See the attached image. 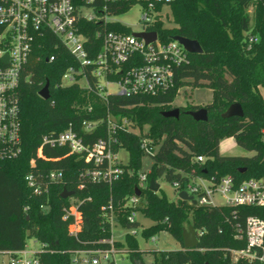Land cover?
<instances>
[{
	"label": "trees",
	"instance_id": "trees-1",
	"mask_svg": "<svg viewBox=\"0 0 264 264\" xmlns=\"http://www.w3.org/2000/svg\"><path fill=\"white\" fill-rule=\"evenodd\" d=\"M132 3L108 5L113 15L125 13ZM252 8V12H249ZM173 27L157 21L152 30L162 40L180 35L196 40L200 53H188L189 61L176 67L175 84L157 96L111 95L107 102L77 84L61 85L64 70L73 64L72 57L56 38L46 34L38 39L28 56L17 87L21 125L22 151L12 159L0 160V251L20 250L27 238L40 243L36 253L41 264H71V253L81 248H107L99 240L110 235V224L102 216L112 205L118 221L127 228H137V220L126 217L131 210H139L153 223L142 229L144 237L168 231L181 247L173 250L153 251L154 264H228L230 255L226 248H240L245 241L234 239L237 225L244 227L249 215L264 219V207L257 206H197L179 197L168 200L165 195L149 190L151 179L164 177L166 181L185 184L195 175L219 177L231 175L236 182L246 178L264 176V98L259 87H264V0H174L170 4ZM97 23L83 30L88 41H100L94 36ZM108 30L129 33L128 26L113 21ZM252 38V39H251ZM53 59L50 60V57ZM49 82V98L38 93ZM184 85L208 86L212 89V102L204 105L208 118L196 121L186 113L201 105L178 107V117H164L162 111L174 108L172 102L178 89ZM234 102L240 103L243 116L221 117V113ZM89 107L91 109L89 110ZM126 116L140 131L147 127L157 150L144 154L140 148L141 134L127 129L117 132V148L129 152V160L121 164L123 172L111 183L92 182L80 172L91 163L78 155H65L64 148L44 147L47 158L37 156L41 137L66 129L69 124L86 142L106 135L105 123L90 133L82 127L83 121H93L106 116ZM231 135L236 143L251 156H221L219 139ZM153 158L147 185L140 188L141 204L124 207L125 199L138 186L141 157ZM205 160L199 162L196 156ZM55 158V159H53ZM41 171L62 170L64 183L53 185L48 195H34L24 176L35 168ZM245 168L244 172L239 169ZM82 183L83 187L78 188ZM63 189L75 192L91 202L81 208V223L77 238L68 233L69 221L62 219ZM46 204V208L41 205ZM192 225L198 244L194 248L182 245L183 228ZM124 247L129 264H142V251L128 237ZM264 252V251H263ZM109 264H113L112 262Z\"/></svg>",
	"mask_w": 264,
	"mask_h": 264
},
{
	"label": "built area",
	"instance_id": "built-area-1",
	"mask_svg": "<svg viewBox=\"0 0 264 264\" xmlns=\"http://www.w3.org/2000/svg\"><path fill=\"white\" fill-rule=\"evenodd\" d=\"M174 0H0V160L12 159L22 151L21 125L17 87L24 64L38 39L46 34L56 38L58 45L70 54L73 64L67 66L60 78L61 85L77 84L93 93L101 101L107 102L111 95L118 96H157L166 93L176 80V67L189 61L188 51L175 39L164 41L151 27L157 21L168 18L166 8ZM136 4L141 9L142 29L136 32H156L154 41L107 29L112 11L108 5L117 7L122 3ZM88 8L92 13L85 14ZM171 11V10H170ZM119 22V21H117ZM97 23L94 36L100 41H88L83 30ZM122 24V23H121ZM164 25V24H163ZM252 39V38H251ZM7 57V61L3 57ZM53 56L50 57V60ZM83 81V84L80 83ZM116 90H110V86ZM91 107H89V110ZM100 123L106 125V135L93 142H86L81 135L69 126L57 133L45 134L37 147V156L43 155L44 147L64 148L65 155H78L91 163L80 172L79 177L92 182L111 183L123 172L122 162L118 160L116 147L117 132L127 129L141 134L140 148L144 154H154L157 145L147 133L131 125L126 116L113 115L109 110L104 118L83 121L86 133L92 132ZM55 159V158H53ZM195 160L203 162L202 155ZM35 168V160H31ZM138 188L147 185V174L138 173ZM24 179L34 195H48L53 185L63 184L62 170L41 171L34 169L26 173ZM177 192L185 191L192 197L188 200L197 206H257L264 207V176L251 177L236 182L231 175L218 179L195 175L185 184L174 181ZM83 184L79 183L78 188ZM66 189H63V191ZM71 191V190H68ZM68 203L62 206V219L69 221L68 233L77 238L81 223V208L91 198L68 197ZM142 202L141 195L135 192L129 195L124 207H136ZM46 208L47 205H41ZM103 207L102 216L110 224V235L100 239L109 247L75 249L71 254V264H116L117 255H126L124 247L116 246L112 235L114 222H119L117 215L108 205ZM127 215L134 221V212ZM234 239L245 241L240 248H226L230 255L228 264H264V219L249 215L244 227L237 225ZM27 247L20 250L0 251V256L8 257V264H41L36 253Z\"/></svg>",
	"mask_w": 264,
	"mask_h": 264
},
{
	"label": "rangeland",
	"instance_id": "rangeland-1",
	"mask_svg": "<svg viewBox=\"0 0 264 264\" xmlns=\"http://www.w3.org/2000/svg\"><path fill=\"white\" fill-rule=\"evenodd\" d=\"M168 18L164 20V26L173 27L175 26L172 20L171 11L166 8ZM85 14L92 13L88 8L83 9ZM249 12H252V8H249ZM141 9L138 5H132L125 13L112 16L111 19L117 20L120 23L129 27L131 32L140 31L142 29V22L140 20ZM83 84V81H80ZM110 90H116V87L111 85ZM259 92L264 98V87H259ZM213 95L212 89L208 86H190L184 85L180 87L176 93V96L172 102L174 107H185L190 104L204 106L212 102ZM218 153L221 156H251L252 151H248L238 145L231 135H223L219 139ZM118 160L123 164H126L129 160V152L125 148H119L117 151ZM153 165V158L150 155H143L141 157V164L138 173H148L151 171ZM156 182L159 184V190L157 191L160 195L170 201H175L178 197V192L173 186L172 182L166 181L164 177H157ZM144 200V197H142ZM133 210L129 214L133 215ZM134 218L140 225L137 228H127L120 222H114L112 226V235L114 238L126 245L128 237H132L137 244L138 250L142 251L141 259L142 264H154L155 254L153 251L160 250H173L179 249L181 244L177 241L168 231H160L157 234L144 237L142 229L150 226L153 221L145 217L139 210L134 212ZM118 219V218H117ZM26 245L28 248L37 250L40 247V243L34 238H27ZM0 264H8V257L6 255L0 256ZM116 264H129V260L126 255H117Z\"/></svg>",
	"mask_w": 264,
	"mask_h": 264
},
{
	"label": "water",
	"instance_id": "water-1",
	"mask_svg": "<svg viewBox=\"0 0 264 264\" xmlns=\"http://www.w3.org/2000/svg\"><path fill=\"white\" fill-rule=\"evenodd\" d=\"M133 35L137 37L144 38L146 42L148 41H154L156 37V32H133ZM173 39L177 40L189 53H200L202 51L201 46L196 40L189 39L180 35H174ZM4 61H7V57H3ZM38 95L46 100L49 98V82L46 81L44 86L40 89ZM180 113V109L178 107H174L168 110L162 111V115L164 117H178ZM186 113H188L192 118L196 121H204L207 120L208 114L207 109L203 106H201L198 109L195 110H187ZM232 116H243V109L240 103L234 102L231 103L222 113L221 117L223 118H229ZM240 172H244L245 168L239 169ZM149 190L153 192H157L159 190V184L151 179L148 184ZM136 195H140L141 192L138 188H135L134 190ZM73 191L64 190L61 194L62 198H66L69 195H72ZM178 197L182 200H191L192 197L189 196L185 191H181L178 193ZM198 244V238L196 236V231L192 227V225H189L182 230V245L184 248H194ZM209 264V263H205Z\"/></svg>",
	"mask_w": 264,
	"mask_h": 264
}]
</instances>
